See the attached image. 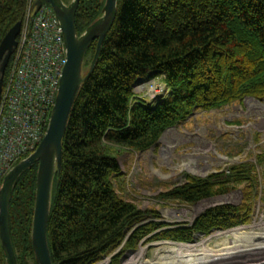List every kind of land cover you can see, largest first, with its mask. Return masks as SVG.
<instances>
[{
  "label": "trees",
  "instance_id": "1",
  "mask_svg": "<svg viewBox=\"0 0 264 264\" xmlns=\"http://www.w3.org/2000/svg\"><path fill=\"white\" fill-rule=\"evenodd\" d=\"M37 1L0 0V42L16 23H25ZM104 4L80 0L79 34L102 15ZM96 50L97 40L86 51L85 76ZM13 66L14 55L3 89ZM151 74L164 75L170 92L155 102L136 100L135 82ZM247 97L264 99V0H118L117 17L81 85L63 138L47 230L53 264H97L120 250L113 256L117 264L145 239L188 243L198 233L250 223L249 194L242 205L207 209L191 225L146 223L149 213L124 199L114 184L122 174L123 149L147 151L196 109ZM37 170L38 163L17 179L9 206L19 264H37L32 239ZM251 176L241 164L205 178L187 175L162 197L193 205L229 193ZM0 264H7L1 241Z\"/></svg>",
  "mask_w": 264,
  "mask_h": 264
},
{
  "label": "rangeland",
  "instance_id": "2",
  "mask_svg": "<svg viewBox=\"0 0 264 264\" xmlns=\"http://www.w3.org/2000/svg\"><path fill=\"white\" fill-rule=\"evenodd\" d=\"M141 81L136 86L145 95L147 103L151 101L150 88L158 90L163 86L168 87L162 74H151ZM168 92L169 88L165 95ZM263 152L264 99L247 97L217 109H196L186 120L166 130L159 142L147 151L123 149L119 156L122 174L114 180V184L124 199L149 213L146 223L157 221L166 228L191 225L207 209L222 204L242 205L247 201L248 194L251 195L253 209L250 223L225 230L216 229L208 235L199 233L192 242H188L199 243L188 251L192 256H204L211 251L223 253L222 248L232 246V235L228 231L242 228L240 232H243L245 239L254 232L264 231V162L259 161V155ZM236 164L250 169L252 176L229 193L206 198L193 205L162 197L175 186L183 184L187 175L205 178L211 173L228 171ZM203 203L208 205L199 208ZM218 234L221 235L211 238ZM203 239L207 240L202 244ZM188 243L145 239L137 249L124 252L116 263L125 264L144 249L142 256L136 259L137 264H161L173 256L163 249L164 245L180 250V245ZM243 243L247 242H237L241 244L239 247H244ZM116 253L97 264H114L113 256ZM185 254L183 252L179 256L187 257ZM229 263L264 264V251L235 254L223 262H216Z\"/></svg>",
  "mask_w": 264,
  "mask_h": 264
},
{
  "label": "water",
  "instance_id": "3",
  "mask_svg": "<svg viewBox=\"0 0 264 264\" xmlns=\"http://www.w3.org/2000/svg\"><path fill=\"white\" fill-rule=\"evenodd\" d=\"M44 2L51 5L63 29L67 62L43 140L34 153L9 171L0 186V241L7 264H19L11 236L9 212L11 196L17 179L36 163H38V170L32 228L33 247L37 264H53L47 230L54 176L62 167L63 138L81 85L94 69L103 42L118 12V0H105L102 15L82 34H79L75 20L80 0H72L70 3H65L63 0H38L32 9V15L36 14ZM21 28L22 22L16 23L0 42V103L3 95L4 74L17 48ZM95 40H97L96 54L91 69L85 76L83 74L85 54ZM138 82L136 81L135 84Z\"/></svg>",
  "mask_w": 264,
  "mask_h": 264
},
{
  "label": "built area",
  "instance_id": "4",
  "mask_svg": "<svg viewBox=\"0 0 264 264\" xmlns=\"http://www.w3.org/2000/svg\"><path fill=\"white\" fill-rule=\"evenodd\" d=\"M28 14L0 103V186L43 140L67 62L63 29L51 5L44 2L35 15ZM134 91L136 100L145 98L136 85ZM149 91L150 102H155L166 96L168 87Z\"/></svg>",
  "mask_w": 264,
  "mask_h": 264
},
{
  "label": "bare ground",
  "instance_id": "5",
  "mask_svg": "<svg viewBox=\"0 0 264 264\" xmlns=\"http://www.w3.org/2000/svg\"><path fill=\"white\" fill-rule=\"evenodd\" d=\"M205 205H208V203L200 204L199 205V208H202ZM241 229L238 228V229H234L233 231H228V233H230L232 235V237H231L232 240H233L231 242L232 246H229L228 245V246L222 248L221 251L223 253H214L215 251L214 252L211 251L209 253H206L204 256L196 257V256H192V254L189 253L188 251H190L194 247L196 248V246H198L199 243H194V244L193 243H188V244H185V245H180L181 248L178 247L180 250H178L177 248L171 247L169 245H164L163 249L164 250H167V252L169 251V253L171 255L173 254V256H169L168 262H163L161 264H216V262H221V261L223 262L224 260L229 259V256H232V255H235V254H240V253L243 254L244 252H251V253H254L255 252L256 253V252H260V251L262 252V251H264V231L254 232V233L251 234V237H249L248 239H245L244 238L245 236H242L243 235V232H240ZM220 235L221 234L214 235V236H211V238L212 237H215V236H220ZM211 238H209V239H211ZM206 240L207 239H203L202 240V244ZM239 241H244L245 243L246 242L247 243L246 244L243 243L244 244V247H239V245H241V244H237V242H239ZM226 244H230V243L227 242ZM186 251L189 254H187ZM143 252H144V249H141L139 252L136 253V255L134 257H132L125 264H137L138 261L136 262V259L137 258H140V256H142ZM183 252L186 253L185 255L187 257L179 256ZM200 255H202V254H200ZM165 260H167V259H165ZM157 264H160V263H157Z\"/></svg>",
  "mask_w": 264,
  "mask_h": 264
}]
</instances>
